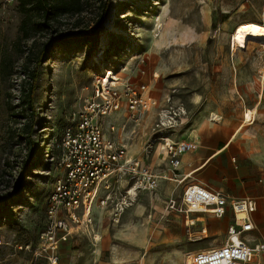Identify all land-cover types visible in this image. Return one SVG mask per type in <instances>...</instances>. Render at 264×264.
Here are the masks:
<instances>
[{
    "label": "rangeland",
    "instance_id": "obj_1",
    "mask_svg": "<svg viewBox=\"0 0 264 264\" xmlns=\"http://www.w3.org/2000/svg\"><path fill=\"white\" fill-rule=\"evenodd\" d=\"M88 3L78 20L60 21L59 32L71 30L73 24L77 30L91 27L98 0ZM263 4L264 0H111L95 37H71L52 48L35 68L25 63L20 53L25 48L15 44L21 20L17 1L0 0V199L10 195L0 202V264H28L31 254L24 248H34L44 230L46 202L60 174L55 146L66 119L83 110L96 80L105 79L99 66L119 84L145 85L158 101L159 108L141 115L138 123L128 121L123 110L102 120L105 136L125 145L129 156L142 157L155 134L159 110L167 105L186 110L193 123L183 124L180 133L188 130L196 136L195 145L201 130L224 133L226 138L209 140L211 144L226 142L240 127L245 110L253 111V124L240 130L224 153L230 167L218 182L236 180L241 168L254 167L256 175L250 180L264 186V44L249 41L245 51L232 53L230 43L238 25H264ZM43 42L39 37L32 47L26 46L34 53ZM33 70L37 79L29 108L22 100L31 83L27 74ZM29 129V135H21ZM235 185L239 187V181ZM182 191L165 181L138 194L118 223L110 219V206L94 204L92 231L84 226L71 230L59 247L58 264H185L192 253L222 245L224 231L233 223L231 215L215 221V230H207L206 236L204 222L196 220L190 226L181 217L165 215L168 196ZM253 197L251 237L264 243V194ZM218 226L222 232H215ZM254 261L264 264V253ZM38 264L47 263L39 259Z\"/></svg>",
    "mask_w": 264,
    "mask_h": 264
},
{
    "label": "built area",
    "instance_id": "obj_2",
    "mask_svg": "<svg viewBox=\"0 0 264 264\" xmlns=\"http://www.w3.org/2000/svg\"><path fill=\"white\" fill-rule=\"evenodd\" d=\"M102 81L96 80L92 94L83 100V110L69 116L62 127L55 146L60 174L46 202L44 230L34 248H24L31 254L28 264H38L39 259L58 264L59 247L67 242L71 230L81 231L84 226L92 231L90 210L94 204L100 208L110 206V219L118 223L138 194L155 190L160 180L177 185L185 180L186 176L178 180L181 157L196 148L176 138L187 118L186 110H174L168 105L160 109L156 135L142 150L144 160L156 154L167 165L171 178L160 176L149 162H138L129 156L125 145L106 137L101 123L122 110L128 121L138 123L141 115L159 108L158 101L143 84L133 87L129 83ZM165 99L169 104L168 97ZM163 212L183 218L190 226L194 214L216 219L230 214L233 218L222 245L192 253L185 264H256L254 260L264 253V243L251 237L255 230V201L250 197L236 199L202 185H187L179 196H168ZM95 238L93 241H97Z\"/></svg>",
    "mask_w": 264,
    "mask_h": 264
},
{
    "label": "trees",
    "instance_id": "obj_3",
    "mask_svg": "<svg viewBox=\"0 0 264 264\" xmlns=\"http://www.w3.org/2000/svg\"><path fill=\"white\" fill-rule=\"evenodd\" d=\"M17 8L21 16L18 27V36L16 45L23 46L21 55L24 56L25 63H33L35 68L41 65L47 54L55 46L66 43L68 39L78 36L82 39L93 38L101 30L104 24L108 8L111 0H98V14L91 27L85 30H77L78 28L73 24L70 26L71 30L67 32H59L60 21L78 20V18L85 12L88 7V0H16ZM43 38L44 42L40 48L34 53H30V47L33 46L36 38ZM31 46L27 48V44ZM30 79V86L23 92L22 103L32 108L34 99V84L37 79L36 71L28 72ZM31 129L27 133L21 135H29ZM26 170L27 163L24 164ZM10 198L7 195L0 199L1 203H5Z\"/></svg>",
    "mask_w": 264,
    "mask_h": 264
},
{
    "label": "crops",
    "instance_id": "obj_4",
    "mask_svg": "<svg viewBox=\"0 0 264 264\" xmlns=\"http://www.w3.org/2000/svg\"><path fill=\"white\" fill-rule=\"evenodd\" d=\"M189 117L190 116H187V118L184 120V124L192 125L193 121L191 122ZM189 128H191V126ZM196 134L198 135V141H196L197 145L194 144V138L196 139V136H193L191 133H189L188 130L186 132L182 131V133H179L177 135V140L192 143L196 146V148L194 149V151L187 153L181 157L180 167L177 171V174L179 175L178 180L186 176L185 180L180 185H177V183H175L174 181L167 182L175 183L176 187H181V190H183L187 185H202L211 190L228 193L229 195H232V197L234 196V198H238L237 195L242 196L245 194H252V196L249 197L254 198L253 196H262L264 194V186H262L260 182L258 184L254 181H251L256 175V169L254 167L241 168V177H237L236 180L226 182L225 184H220L218 182V176H222V174L227 173L229 170L230 165L229 163L224 161L223 156L236 135L234 137L231 136L226 142L217 141L215 144H211L209 143V140H218V138H226L224 136V133L220 132V136H218V134L201 130ZM131 157L141 163L149 162L151 166L155 167V172L157 174H159L160 176L171 178L170 172L166 170L167 165L161 160H159L156 154L152 155L151 159L148 161L144 160L143 154L141 158H136L133 156ZM238 181L240 184L239 187L235 185V183ZM163 182L165 181L160 180L159 185H161ZM225 188L228 189L225 190ZM175 217L180 218L178 216ZM191 218L194 221L200 220L204 222V227L202 230V234L204 236H206L207 230H215V221L219 222L223 219H216L210 215L203 214H194L191 216ZM227 228L225 229L224 234H226ZM222 230V226H218L215 232H222ZM251 234H253V232Z\"/></svg>",
    "mask_w": 264,
    "mask_h": 264
},
{
    "label": "bare ground",
    "instance_id": "obj_5",
    "mask_svg": "<svg viewBox=\"0 0 264 264\" xmlns=\"http://www.w3.org/2000/svg\"><path fill=\"white\" fill-rule=\"evenodd\" d=\"M263 11H264V4H263ZM230 38H231L230 43H231L232 53H234L235 51H245L249 41L264 44V25H259L256 23L240 24L234 29L233 34ZM98 69L101 70L103 77L105 78L102 81L104 84L110 81L118 80L116 77H112L113 74L111 72L106 73V71H102L104 69L102 66H99ZM252 113L253 111L251 112L245 110L243 121L240 127L238 128V130L235 131V133L232 135V137L237 135L238 132L243 128H246L253 124ZM96 239L98 240V238Z\"/></svg>",
    "mask_w": 264,
    "mask_h": 264
}]
</instances>
